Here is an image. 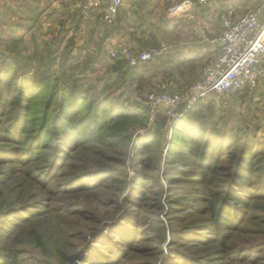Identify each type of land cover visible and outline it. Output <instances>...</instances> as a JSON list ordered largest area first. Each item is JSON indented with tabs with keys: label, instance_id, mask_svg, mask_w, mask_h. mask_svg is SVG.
<instances>
[{
	"label": "rangeland",
	"instance_id": "374dc122",
	"mask_svg": "<svg viewBox=\"0 0 264 264\" xmlns=\"http://www.w3.org/2000/svg\"><path fill=\"white\" fill-rule=\"evenodd\" d=\"M175 1L139 0L135 6L126 7V10L130 11V15L127 18L123 17L125 13L123 12L120 22L118 19L116 22L108 24L99 19L107 31L112 27H152L151 29L156 33L161 34L159 40H154L143 48H149L161 42L169 43L172 46L166 55L145 63V66H139L138 68L144 72V78L138 80L131 88H125L123 92L129 98L128 105L130 107L141 109L147 114L141 121L133 122L130 125L128 132L130 142L125 148L114 150V153L121 159L114 164L127 171L128 188L122 193L112 190L109 196L102 199L100 209L103 215L96 216L99 222L95 226L102 225L105 219H108L107 221L110 223H118L122 215L117 212L119 207L121 213L124 214L132 209L138 212L137 217L140 222L132 233V241H134L136 249L126 248L128 254L133 258L119 264H169L174 256L172 253L175 251L193 255L198 261L205 262L208 258L214 260L215 264L223 262L226 264L225 259L217 256V246L212 240L215 234L204 230L205 226H200V224L196 226L197 229L191 228L194 219L199 221L205 217L204 213L207 208L206 202L201 200L198 201L200 209H191L193 199L197 197V194L192 192V188L200 189L202 192L204 187L199 180L189 181L186 184L184 182L173 183L172 179L177 174H173L176 172L172 170L171 166L173 165L166 162L167 150L172 141L178 137L175 126L181 116L176 118L160 109L152 117L149 99L155 91L189 92L188 88L196 80L202 66L215 52L216 45L205 57L200 56L201 54L195 55L186 49L187 43H180L176 38L167 35L165 33L167 27H208L212 32L216 29L217 34L211 37L213 39L222 31L220 13L223 10L234 9L233 13L237 15L243 14L246 10L242 11L237 2L232 5L220 3L214 8L197 9L194 12L196 14L191 18H178L170 16L168 11L170 5ZM95 14L96 12H91L90 18ZM72 20L78 24L85 19L83 20L80 11H78ZM2 29L0 30V51H6L10 57L21 61L26 73L30 74L35 71L39 73L47 68L52 69L57 72V75L62 76L59 81V85H62L64 75L62 69L65 67L67 70L65 78L73 74L80 81L101 88L104 85V79L114 72L116 61L111 57L110 51L118 45L107 49L109 42L107 43L105 40L98 42L88 38V42L85 41L81 45H77L74 40L62 52L59 53L55 50L56 52L50 55L46 43L52 48L53 45H50L52 39L41 37L34 40L31 39L33 34H30L27 41L18 42L15 40L18 34H7ZM36 46H39L44 53L42 60L33 57ZM72 46L77 48L73 51L70 48ZM65 56L71 60L61 68ZM52 70L51 72H53ZM23 78L24 75L21 80ZM261 81H264V77ZM258 89L250 92L253 97L241 91L230 97L211 96L212 100L209 99L210 97L201 100V102L198 100L197 104L204 115V123L209 124L211 119H216L224 132H236L240 135L255 133L258 139L262 140L260 136H264V120L262 119L264 108L261 109L254 104L256 101L254 95L256 96ZM55 107L53 106V109ZM32 108L33 110L29 114L31 119L37 125H43L44 103L40 101L33 104ZM12 110H15V107ZM160 113L168 115V118L159 137L154 142L155 150L150 154L141 155L140 138L151 140L158 134L160 128H158L157 115ZM11 114L13 116L10 118H0V131L4 128V124L10 123L16 112ZM16 147L13 142L0 140V191L3 193L0 197V251L9 250L12 252L13 250L14 255L18 256V262L10 264H69L68 257L75 253H80L82 256L81 259H76V264H85L82 259L87 257L96 243L103 240L104 237L110 239L113 236L109 230L101 228L98 232L87 235L83 240L75 239L79 228L75 224L77 222H72L74 216L68 210L70 209L69 205L74 206L84 202L86 198L85 195L77 198L70 192V189L76 188L80 184L84 185L88 181L97 183L103 176L94 174L78 184H68L66 183L68 176L65 173L71 170L65 168V171L61 170L64 172L58 178L50 179L44 163L36 162L29 166L21 163L18 153L14 151ZM139 157H142V160H139ZM140 173L148 174L151 178L142 176L143 187L138 189L134 181L140 176L138 175ZM103 181L105 178L101 180L102 184H104ZM92 191L94 194L91 199L94 200L100 194L97 189ZM141 191L145 195H142ZM181 196L187 198L179 204L175 199ZM259 215L255 214L243 225V232L254 236L251 240L244 238L240 233L225 230L226 234L230 233L232 247H237L236 251H228L231 252L229 260L232 264H264V221L257 219L260 217ZM35 229L42 234V240H37L32 234ZM181 229L185 230V238L177 236ZM197 240L203 241L197 242ZM73 244L77 245V249L70 254L65 253ZM246 244L248 246L255 244L256 246L247 251L239 250L240 246ZM153 246H159L158 250ZM248 246L243 248L247 249ZM119 250L117 247V251ZM121 252L120 250L118 254L120 255ZM109 253L111 254V252ZM115 254L118 255L117 252Z\"/></svg>",
	"mask_w": 264,
	"mask_h": 264
},
{
	"label": "trees",
	"instance_id": "16d2710c",
	"mask_svg": "<svg viewBox=\"0 0 264 264\" xmlns=\"http://www.w3.org/2000/svg\"><path fill=\"white\" fill-rule=\"evenodd\" d=\"M31 39L37 40V37L33 35ZM46 48L50 50V55L56 52L54 45L51 48L46 43ZM2 52L0 51V118H10L13 116L12 112H16V117L4 124L0 140L13 142L17 146L14 151L18 153L21 163L27 166L36 162L44 163L50 179L58 178L65 168L71 170L65 173L68 184H78L94 174L103 176L104 184L101 179L97 183L88 181L70 189L77 198H81V195L86 198L84 202L74 205L76 208L69 205L68 210L74 216L72 222H77L75 224L79 228L75 239L83 240L101 228L109 230L113 236L110 239L104 237L97 242L82 261L85 264H119L132 260L133 257L126 248L136 249L132 233L140 222L138 212L132 209L124 214L119 207L117 212L122 215L118 223H110L104 218L102 225L95 226L99 222L96 216L103 215L100 209L102 199L109 196L112 190L122 193L128 188L127 171L114 164L121 160L114 150L125 148L130 142V125L141 121L147 114L141 109L130 107L129 98L123 93L125 88H131L144 78L139 65L132 67L125 59H114L116 63L113 74L104 79L101 88H97L94 84L80 81L73 74L65 78L67 70L64 65L71 60L65 56L60 66L64 67L63 83L59 85L62 76L57 75L56 71L47 68L39 73H26L21 61L10 57L6 51ZM43 55L39 46H36L33 57L42 60ZM209 99L212 100L211 97ZM40 101L44 103L43 125H37L29 115L33 110L32 105ZM53 106H56L55 109ZM14 107L15 110H12ZM167 118L168 115L164 113L158 114V134L151 140L140 138L141 155L155 150L154 142ZM203 119L202 109L197 102L181 115L175 126L178 137L167 150L166 162L173 165L172 170L176 171L173 173L177 174L172 179L173 183L186 184L199 180L204 187L202 192L192 188L197 197L193 199L191 209H200L198 201L201 200L206 202L207 208L205 217L199 221L194 219L191 228L197 229L196 226L200 224L205 226L204 230L215 234L214 239H211L217 246V256L225 259L226 264H232L229 254L236 251L237 247H232L230 233L226 234L225 230L240 233L251 240L254 236L243 232L244 222L255 214H260L257 219L264 221V141L258 139L255 133L240 135L236 132H224L216 119H211L209 124H205ZM138 175L140 176L134 183L139 189L143 187L142 176L151 177L145 173ZM94 189L100 195L93 200L91 197ZM141 194L145 195L142 191ZM2 195L0 191V197ZM186 198L181 196L175 200L180 204ZM32 234L37 240H42V234L38 230H33ZM177 236L185 238V230L181 229ZM199 241L203 240H197ZM244 246L248 244L240 246L239 250L247 251L256 245H250L247 249ZM117 247L122 251L120 255ZM153 247L158 250L159 246ZM76 249L77 245L73 244L65 253L70 254ZM175 252L172 253L174 256L169 264H215L212 259L198 261L193 255ZM13 262H18V256L14 255L13 250L0 251V264Z\"/></svg>",
	"mask_w": 264,
	"mask_h": 264
},
{
	"label": "built area",
	"instance_id": "2783aa9c",
	"mask_svg": "<svg viewBox=\"0 0 264 264\" xmlns=\"http://www.w3.org/2000/svg\"><path fill=\"white\" fill-rule=\"evenodd\" d=\"M132 0H80V15L83 20L96 12L100 21L116 22L121 9ZM246 1L249 8L241 15L232 9L220 13L222 31L212 39L216 45L209 59L202 66L189 92L155 91L150 95V112L153 117L160 109L178 117L198 100L211 96L230 97L248 89L254 91L264 77V0H176L169 8V15L180 17L195 9L214 8L220 3L232 5ZM171 45L161 42L149 48L134 50L117 46L110 51L113 59L128 61L134 67L166 55Z\"/></svg>",
	"mask_w": 264,
	"mask_h": 264
},
{
	"label": "crops",
	"instance_id": "0c3cea01",
	"mask_svg": "<svg viewBox=\"0 0 264 264\" xmlns=\"http://www.w3.org/2000/svg\"><path fill=\"white\" fill-rule=\"evenodd\" d=\"M138 1L132 0L121 9L118 18L119 22L123 12H125L123 17L127 18L130 15V11H127L126 7L135 6ZM237 3L242 11H245L250 6L246 1H237ZM79 8L80 0H0V30L3 28L2 30L6 31L7 34H18L15 39L18 42L27 41L30 34L35 35L37 39L41 37L52 39L50 44L54 45L59 53L74 40H76L77 45H81L85 41L88 42V38L98 42L99 40H105L107 43L109 42L107 49L118 45L140 50L161 37L160 33H156V31L151 29L152 27H112L107 31L99 22L97 13L90 19L78 24L74 23L72 18L75 13H78ZM196 10L178 18H191L196 14L194 13ZM232 11L234 12V9ZM234 15L237 14L235 13ZM75 31L77 32L75 33ZM165 33L176 38L180 43H187L186 49L188 51L205 57L210 50H213V46L215 47L211 37L217 34V31L215 29L212 32L208 27H167ZM70 48L74 51L77 47L72 46ZM141 65L145 66V63L139 66ZM140 70L144 74L143 70ZM258 88L256 96L254 95V100H256L254 104L263 109L264 81L259 82ZM243 92L248 93L249 96L251 95V91L248 89L243 90ZM257 114L260 116L259 113ZM262 119L264 120V117ZM260 138L264 140V136H260Z\"/></svg>",
	"mask_w": 264,
	"mask_h": 264
},
{
	"label": "water",
	"instance_id": "95a60500",
	"mask_svg": "<svg viewBox=\"0 0 264 264\" xmlns=\"http://www.w3.org/2000/svg\"><path fill=\"white\" fill-rule=\"evenodd\" d=\"M79 258L81 259L82 256L80 253H75V254H72L68 257V260H69V264H76V259Z\"/></svg>",
	"mask_w": 264,
	"mask_h": 264
}]
</instances>
